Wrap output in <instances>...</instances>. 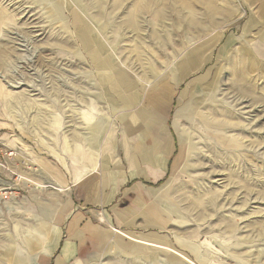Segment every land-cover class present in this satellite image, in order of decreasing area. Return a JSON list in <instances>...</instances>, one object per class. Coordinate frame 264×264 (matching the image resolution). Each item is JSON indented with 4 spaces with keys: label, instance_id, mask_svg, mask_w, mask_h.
<instances>
[{
    "label": "rangeland",
    "instance_id": "1",
    "mask_svg": "<svg viewBox=\"0 0 264 264\" xmlns=\"http://www.w3.org/2000/svg\"><path fill=\"white\" fill-rule=\"evenodd\" d=\"M263 51L264 0H0V264L44 251L122 100L169 85L180 150L131 264H264Z\"/></svg>",
    "mask_w": 264,
    "mask_h": 264
},
{
    "label": "crops",
    "instance_id": "2",
    "mask_svg": "<svg viewBox=\"0 0 264 264\" xmlns=\"http://www.w3.org/2000/svg\"><path fill=\"white\" fill-rule=\"evenodd\" d=\"M139 8L138 12L148 11L141 4ZM171 91V86H167L163 100L153 91L138 99L133 96L134 105L139 107L131 106L133 100H122V108L116 107L119 116L115 119V126L120 125L114 127L115 131L120 130L117 131L121 138L109 141V157L100 163L99 172L90 157L95 153L88 151L85 161H89L93 172L87 177L75 172L64 187L70 196L61 207L62 216L53 225L49 238L44 239V251L35 253L31 246H27L24 255L8 251L4 264L9 263V258L11 264H131L134 249L140 254L135 262L146 259L150 244L135 230L147 225L144 215H148V203L156 191L150 184L157 185L169 176L180 150L170 121ZM133 106L135 109L131 110ZM179 137L182 139V133ZM83 158L80 150L76 160L82 163ZM79 193L83 194L82 203ZM190 248L194 251L193 246Z\"/></svg>",
    "mask_w": 264,
    "mask_h": 264
},
{
    "label": "built area",
    "instance_id": "3",
    "mask_svg": "<svg viewBox=\"0 0 264 264\" xmlns=\"http://www.w3.org/2000/svg\"><path fill=\"white\" fill-rule=\"evenodd\" d=\"M2 148H3L2 141L0 138V170H2L3 168H6V164H7V159H6L5 153L3 152ZM10 156H12V153L10 154Z\"/></svg>",
    "mask_w": 264,
    "mask_h": 264
},
{
    "label": "bare ground",
    "instance_id": "4",
    "mask_svg": "<svg viewBox=\"0 0 264 264\" xmlns=\"http://www.w3.org/2000/svg\"><path fill=\"white\" fill-rule=\"evenodd\" d=\"M262 54H264V51H263V53Z\"/></svg>",
    "mask_w": 264,
    "mask_h": 264
}]
</instances>
